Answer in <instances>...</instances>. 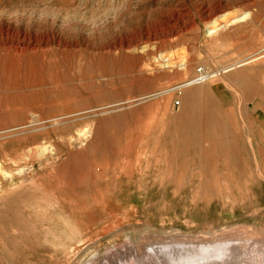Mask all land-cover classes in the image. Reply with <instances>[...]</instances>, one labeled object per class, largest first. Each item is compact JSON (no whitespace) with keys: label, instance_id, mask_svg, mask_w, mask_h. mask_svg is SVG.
<instances>
[{"label":"rangeland","instance_id":"obj_1","mask_svg":"<svg viewBox=\"0 0 264 264\" xmlns=\"http://www.w3.org/2000/svg\"><path fill=\"white\" fill-rule=\"evenodd\" d=\"M11 13L0 264H264V0H0Z\"/></svg>","mask_w":264,"mask_h":264},{"label":"bare ground","instance_id":"obj_2","mask_svg":"<svg viewBox=\"0 0 264 264\" xmlns=\"http://www.w3.org/2000/svg\"><path fill=\"white\" fill-rule=\"evenodd\" d=\"M222 17V16H221ZM220 17V18H221ZM246 17V15L242 18L244 19ZM227 20H222L219 19L215 22L212 23V27L210 28L211 31L209 32V34H213L214 32H216L221 26H227L229 24H231L232 22H226ZM205 77L206 76H201L200 78L196 79L195 81H198V80H205ZM228 243L226 242H216L212 245H203L201 244L200 246L198 245L197 247H195L196 249H194L193 253L194 255H197V256H207V255H211L213 252H217L218 250H220V248H224V246H226Z\"/></svg>","mask_w":264,"mask_h":264},{"label":"clouds","instance_id":"obj_3","mask_svg":"<svg viewBox=\"0 0 264 264\" xmlns=\"http://www.w3.org/2000/svg\"><path fill=\"white\" fill-rule=\"evenodd\" d=\"M34 19L36 20L37 23H41V22L46 23L49 20H51L52 23H55L56 20L58 19V17H56L54 15H45V14L41 13V14L35 15ZM3 22L11 23L12 25H14L17 28H19L22 24V20L20 18L19 13H11L7 16L0 15V23H3Z\"/></svg>","mask_w":264,"mask_h":264},{"label":"crops","instance_id":"obj_4","mask_svg":"<svg viewBox=\"0 0 264 264\" xmlns=\"http://www.w3.org/2000/svg\"><path fill=\"white\" fill-rule=\"evenodd\" d=\"M254 113H255L256 121L258 125L264 130V108L261 106L260 108H255Z\"/></svg>","mask_w":264,"mask_h":264}]
</instances>
